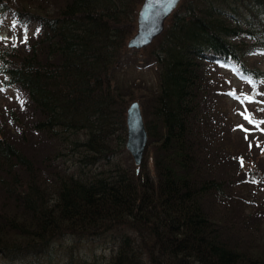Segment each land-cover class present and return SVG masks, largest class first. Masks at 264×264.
I'll return each instance as SVG.
<instances>
[{"label": "trees", "instance_id": "trees-1", "mask_svg": "<svg viewBox=\"0 0 264 264\" xmlns=\"http://www.w3.org/2000/svg\"><path fill=\"white\" fill-rule=\"evenodd\" d=\"M143 1L0 0V29L21 30L0 36V92L21 106L0 108V264H264V210L246 214L264 169L243 153L252 135L223 109L220 74L234 66L264 91L251 62L264 56V0H181L144 48L158 80L136 165L137 84L123 75L141 51L128 42ZM22 122L29 131L10 135Z\"/></svg>", "mask_w": 264, "mask_h": 264}, {"label": "rangeland", "instance_id": "rangeland-1", "mask_svg": "<svg viewBox=\"0 0 264 264\" xmlns=\"http://www.w3.org/2000/svg\"><path fill=\"white\" fill-rule=\"evenodd\" d=\"M180 4V3H179ZM34 5H29L30 8H32ZM179 6V5H178ZM177 6V8H178ZM176 8V9H177ZM173 14V13H172ZM171 14V15H172ZM171 15L167 18V21L171 17ZM165 23V26H166ZM9 25H5L0 29V36L4 39H7L9 37H14L16 33L20 32V29H15L14 27H11V21L8 22ZM37 23H34L31 25L30 33L36 31ZM137 31V30H136ZM136 33V32H135ZM146 48V47H145ZM138 50V49H137ZM141 50L139 54H135L133 58L137 60V62L133 63L127 70L126 74L123 75V78H125V83L129 82L135 86L133 94H134V100H132L129 105L133 101H139L142 112L144 113V106H143V100L146 99L149 100L151 97L150 93V87H156L157 86V69L154 67L156 64H151L150 61H148V55L151 51V48L148 49H139ZM132 58V59H133ZM139 58V59H138ZM251 62L255 63L257 67L260 66L262 70H264V56H255L254 58H251ZM224 69H221L220 73L224 78L226 77L229 81L228 89L224 91V96L222 97L224 99L223 101V109L230 113L231 116V123L233 122L236 126V129H240L238 126L243 125L245 129H248V134L252 135V138L250 142L246 143L247 149L243 147V149L247 152H243L244 154L247 153L249 155L246 156L248 159L253 160L257 162L261 169H264V123H260L261 121H264V91L257 88V86L253 85L249 81H246L242 77L240 73H238L236 70H234V66L224 65ZM226 85V86H227ZM231 93H235V97L233 95H230ZM244 96H250L252 97L253 102L249 103L248 101L244 100ZM18 95L14 94L11 90H6L4 92H0V108L1 106L10 105L11 108L17 109L21 108V106L17 103ZM243 115H248L252 118L254 123H249L247 120L243 118ZM25 122H29V120H24ZM27 123L22 122L21 126L14 125L11 127L12 133L10 135L21 136L22 132L29 131L30 129L27 126ZM256 124H259V127H256ZM233 125V126H234ZM233 130H235L233 128ZM25 131V132H26ZM235 132V131H233ZM234 134V133H233ZM238 137L233 138L235 141L242 142L244 145V142L241 139V134L239 135L236 133ZM11 137V136H10ZM251 137V136H250ZM234 141V142H235ZM252 142H254L252 144ZM255 147V149H251V147ZM258 145V146H257ZM251 149V150H250ZM243 154V156H244ZM263 184V183H262ZM252 187V192H250L249 197L252 200H260V204H255L254 207H249L246 211L247 213L254 214L256 216V220H259V214L261 211L264 210V188L259 189L258 192H255V189ZM244 227V225H242ZM71 235V234H69ZM68 235V236H69ZM74 242L73 238H66L60 242V240L56 243V246L59 247L61 243L66 245H72ZM79 246H85L87 248H92L98 255H106L107 257L111 256L112 252V245L108 242H105L103 245L92 243L90 244L87 239H83L81 243H79ZM4 262H6L4 260Z\"/></svg>", "mask_w": 264, "mask_h": 264}, {"label": "water", "instance_id": "water-1", "mask_svg": "<svg viewBox=\"0 0 264 264\" xmlns=\"http://www.w3.org/2000/svg\"><path fill=\"white\" fill-rule=\"evenodd\" d=\"M181 0H144L137 18V31L129 40L130 48L142 49L150 45L165 29L167 18L176 10ZM128 137L126 148L136 165L143 162L148 144V132L139 101L127 109Z\"/></svg>", "mask_w": 264, "mask_h": 264}, {"label": "snow or ice", "instance_id": "snow-or-ice-1", "mask_svg": "<svg viewBox=\"0 0 264 264\" xmlns=\"http://www.w3.org/2000/svg\"><path fill=\"white\" fill-rule=\"evenodd\" d=\"M249 82L251 83V81H249ZM230 95H233L235 97V93H231ZM243 99L246 100V101H248L249 103L253 102L252 97H250V96H244ZM243 118L245 120H247L250 124L251 123H254V121L252 120V118L250 116H248V115H243ZM260 123H264V121H261ZM238 127L240 128L241 131H244L245 132V139H247L248 138V129H245L243 127V125H240ZM256 127L258 128L259 127V124H256ZM249 147H251V145H249ZM240 163H241V167H243V159L242 158L240 160Z\"/></svg>", "mask_w": 264, "mask_h": 264}]
</instances>
